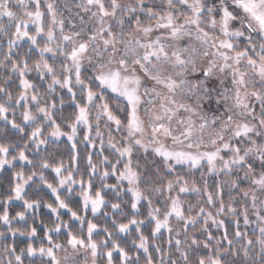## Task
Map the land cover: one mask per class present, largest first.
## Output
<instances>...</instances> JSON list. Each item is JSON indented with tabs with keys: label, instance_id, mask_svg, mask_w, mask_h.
<instances>
[{
	"label": "snow or ice",
	"instance_id": "obj_1",
	"mask_svg": "<svg viewBox=\"0 0 264 264\" xmlns=\"http://www.w3.org/2000/svg\"><path fill=\"white\" fill-rule=\"evenodd\" d=\"M75 7L88 14L87 20L77 13L79 29L66 31L65 18L58 12L55 0H0V43L6 41L0 67L11 64L5 83L0 84V120L5 122L0 132L8 125L20 134L25 133V127L31 128L23 145L0 143V168H14V161L21 165L19 171L12 173L11 195L2 201L0 221L13 235L19 232L30 241L36 236L35 227L20 231L12 228L11 219L25 220L26 211L40 207L39 200L25 199L27 187L36 184L37 177L56 201V207L44 206L57 220L58 209L70 214V221H60L54 228L44 227L47 246L41 243L37 248L29 242L17 254L16 248L8 244L0 251V264H24L25 254L29 258L38 256L40 264H88L87 260L77 261L82 252L90 256V264H97L98 256H105L107 264H113L114 253H118L120 264H140L141 255L144 264H240L235 258L241 254L243 264H264V0H78ZM67 27L76 29L77 25L68 19ZM41 39L45 40L43 46ZM25 40L29 42L28 50L21 55L18 49ZM33 50L39 59L30 65ZM59 57L64 59L57 68ZM33 71L41 81L50 78L43 95L27 78ZM11 73L19 78L20 91L15 98L7 88ZM56 86L71 97L74 111L66 119L68 132L56 119L57 104L51 98ZM45 95L50 102L42 103ZM64 103L61 98V108ZM20 108L22 123L9 120L8 113L15 116ZM102 121L108 131V147L117 157L110 165L111 173L105 170L101 179L115 177L116 184L104 187L113 190L118 200L122 194L130 196L133 218L118 224L117 231L128 233L130 225L136 226L140 235L138 243L132 242L137 250L134 257L112 238L113 233L107 228L103 229L108 233L106 239H94L97 225L91 220L87 221L86 238L75 234L71 221H78L82 227L85 217L61 199L59 190L67 187L71 193L72 186L79 184L83 210L90 206L93 215L107 202L99 190L95 197L91 195V179L85 186L83 179H75L73 171L63 175V163L52 166L41 156V146L67 136L72 142L71 163L75 168L78 130L83 126L82 143L94 147L98 138L102 148ZM45 127L51 128L47 136ZM113 128L122 134L119 140ZM30 143L35 146L39 161L26 154ZM17 148L16 155L10 157ZM141 149H150L161 159L166 170L163 176L159 175V168L149 172L147 168L140 170L139 161L133 165V154ZM107 160L103 157L100 163ZM37 163L40 171L25 176L24 167L35 168ZM87 163L91 176L97 172L91 154ZM205 164L207 173L217 176L215 193L208 190L206 179L203 188L195 179L189 183L182 174L167 179L178 165L200 170ZM45 169L56 174L55 186L45 177ZM221 174H235V178L221 181ZM124 181L126 188L121 187ZM245 183L248 187H241ZM225 186L227 204L223 199ZM163 193L168 195L161 219V208L153 206V195ZM186 193L198 197L203 194L205 204L215 207V214L199 204H189L185 209L180 195ZM12 200L23 201L25 211L10 219L8 204ZM141 202L147 204V220L154 222L152 250L148 237L141 233L145 221L135 218ZM111 208L113 215L122 211L121 203H112ZM224 215L231 217L234 225L232 238L226 220L220 218ZM170 218L177 221L175 227L170 225ZM241 218L245 228L253 226L255 240L248 231H241ZM212 226L217 231L223 229V234L215 236ZM62 230H67L66 241L59 243L52 233L59 235ZM162 230L169 234L167 247L156 244ZM4 235L0 233V237ZM235 241L243 243L237 248ZM29 264L35 261L30 260Z\"/></svg>",
	"mask_w": 264,
	"mask_h": 264
},
{
	"label": "trees",
	"instance_id": "obj_2",
	"mask_svg": "<svg viewBox=\"0 0 264 264\" xmlns=\"http://www.w3.org/2000/svg\"><path fill=\"white\" fill-rule=\"evenodd\" d=\"M27 44H22L21 47L18 49V51L23 55L28 50ZM6 49L5 43H1L0 45V59L3 58L2 53L3 50ZM14 59H18L19 57H13ZM39 59L38 54L33 50V52L30 54L29 57V64L31 65L35 60ZM11 67V64H8V68H2L0 67V84L5 83V77L9 75L8 69ZM12 80L7 84V88L10 92H12L13 97L15 98L19 91V78L16 73H11ZM28 79H30L33 83H35L39 89L41 94L43 95L45 93V90L47 88V84L43 83L41 80H39L38 75L35 71L31 72L27 76ZM79 93V89H75ZM59 93V94H57ZM51 98L55 99V102L57 104V115L56 119L57 122L61 124L62 130L64 132L70 131V129L67 128L66 119L70 116V114L74 111L73 107L71 106V97L66 91H59L58 87L56 88V93L51 94ZM63 98L65 101L63 107L60 106V99ZM44 102H50V99L47 95L44 96ZM23 109L20 108L17 110L15 116L12 115L11 112L8 113L9 120L15 119L17 123H22V117L20 115V112ZM32 110L35 111V106H32ZM61 116L64 117V119H61ZM5 127V122L3 120H0V128ZM45 136L50 133L51 128L45 127L43 129ZM31 132L30 127H25V133L20 134L15 129L11 128V125H8L6 130L4 132H0V143H9V144H16L18 146L23 145L24 141L28 139V133ZM84 135V129L83 127H80L78 130L77 137L75 139V142L77 144V151L76 155L78 157L76 162V167H72L71 163V157L73 155L72 148L69 146V144L65 140H61L60 142H55L53 144H48L45 146L43 150H41V156L44 159H47L48 162L52 166H57L61 163L64 164V167L67 171H73L75 173V179L77 181L83 179L85 181V186H87V182L89 179H91V189L90 193L93 197H95V193L97 190L101 191V194L103 195L105 201L107 202V206H104L102 211L98 215H93L90 211H84L82 202L80 199L74 194V192L69 193L68 191H62L59 193L61 196V199H64L69 207H71L74 211H77L78 214L85 217V222L83 226L81 227L80 223L77 221H71L72 223V230L77 235H82L84 238L87 237V221L91 220L93 223L97 225V233L94 235V239L101 240L106 239L108 233H105L103 231L104 228H107L109 232L113 233V239L117 240V242L120 244L121 247H124L128 252L130 256H135L137 254V250L133 247V241L139 242V235L136 233V230L134 228H130L129 232L126 235H121L117 231V225L120 223H128L130 219L133 218V212L131 209V203H130V196L128 195H121V198L118 200L115 196V193L113 190H110L108 188H105V184H116L117 181L114 176L109 175V177L105 180L101 179V173H103L105 170L109 171L111 173V167L110 165L112 163L116 162L117 154L111 150L109 147L103 146L102 148L100 146H96V150H92L86 143H82ZM43 138V137H42ZM30 150L26 153L29 155L30 159H35L39 161L40 157L35 156V146L30 143ZM18 151V148L13 150L10 153V157L12 155H16ZM89 154L92 156L93 163L97 164V172L95 174H91L90 176V169L87 163V159ZM103 157H108V160L105 163H100V161L103 159ZM146 161L140 162V170L141 167L145 165V168L149 172H151L155 168L160 169L159 175L163 176L165 174V170L163 169V165L160 162H152V164L145 163ZM136 166V165H135ZM21 165L20 164H14V168H6L3 169L0 172V214L4 211V204L2 201L6 199L9 195H11V187L13 184L12 181V173L13 171H19ZM123 167V164H120V168ZM32 171L39 172V166L37 163V166L35 168L31 166H25L24 167V173L25 176L31 174ZM176 174H182L185 176L186 171L183 169H176ZM45 177L47 178L49 183H52L54 186L56 185L57 178L55 173L51 169H45L44 170ZM175 176V174H174ZM173 175H168L167 179L174 178ZM192 176L194 179L199 183L204 182V180H207V183L210 187V190H216V182L214 179L208 177L205 175L203 178L201 177V174L199 172L192 173ZM186 177V176H185ZM36 179V184H40L38 177L34 178ZM36 184H31L26 189V195L25 199L28 200H39L40 201V207L39 211L34 214V216L31 218L30 216H27V224L26 225H19V224H12V228L20 229V231L27 232L32 227H35L37 229V235L39 238L44 237V227L47 226L48 228H53L56 223H59L60 221H70V214L68 212H60L59 213V220H55L53 216L48 214L45 209V204H52L53 207H56V201L55 199L45 190V188L42 187V184H40L39 188L36 187ZM246 184V183H245ZM245 184H242V187H247ZM247 185V184H246ZM232 195H236L235 192L232 193ZM112 203H121L122 211L117 212L115 215L112 214ZM24 208L22 206L18 205H12L8 204V213L10 219L13 217H16L17 212H23ZM105 213H108L109 215H105ZM148 217V211H147V204L141 203L139 206L138 213L135 214V218L137 220H144L145 225L141 228V233L148 237L149 240V246L150 250H152V228L153 225L151 223H146ZM14 220V219H11ZM113 220L116 221V224L113 223ZM228 228V234L229 237L232 238L235 228L232 223L226 224ZM241 231H248L249 237H251V233L249 230L245 228V226L240 225ZM213 234L217 237L221 236L223 234L224 230L217 229H210ZM0 233H4V236H7L3 241L8 245L11 244L16 248V252L20 253L21 248L26 249L27 244L29 242H32L35 247H39L41 243H44L45 246H47L46 242H37L34 239H22L18 236L14 237H8V234L10 232L8 229L4 228L2 225V222L0 221ZM19 233V232H18ZM166 238H164V235H162L160 238L156 239V244H160L162 246L167 247L166 245ZM226 244V242H224ZM243 243V241H235V246L239 248V245ZM111 246V242L109 241V247ZM103 251H107V249H104ZM155 255V253L153 252ZM206 254V253H205ZM236 260L239 262L242 261V254L240 257H236ZM113 264H120L119 257L116 256L113 260ZM140 264H144V257L141 255ZM242 264V263H240Z\"/></svg>",
	"mask_w": 264,
	"mask_h": 264
},
{
	"label": "rangeland",
	"instance_id": "obj_3",
	"mask_svg": "<svg viewBox=\"0 0 264 264\" xmlns=\"http://www.w3.org/2000/svg\"><path fill=\"white\" fill-rule=\"evenodd\" d=\"M55 2H56V4L58 5V12L61 13V14L63 15V17L65 18V21H66V31H69V30H78V29H79L80 24H79V18H78V16H77V13H79L81 16H84V19L87 20V15H88V14H85V13L81 12L80 9H78V8L75 7V4L78 2V0H55ZM149 3H151V0H149ZM66 4H67V7L65 6ZM48 19H49V18H46V20H45V23H46V24H47V22H48ZM68 19H71V20L75 21V23H76V25H77V28H76V29H69V28L67 27V21H68ZM5 22H6V21H5ZM13 30H14V28H13ZM31 30L34 31V28H32ZM57 35H58V33H57ZM4 43H5V45H6V41H4ZM44 43H45V40L41 39V40H40V45L43 46ZM20 44H21V45H22V44H27V45H29V42H27V41L25 40V41H21ZM0 45H1V43H0ZM46 56H49V54H46ZM63 59H64L63 57H59V58L56 60V62H55V66H56L57 68L59 67L60 62L63 61ZM49 62H50V63L53 62V61L51 60V58H49ZM36 74H37V73H36ZM84 75H90V72H85ZM42 82L47 84V82H50V78H48L47 81H42ZM57 87H58V90H59V91H66V90L60 89L59 86H56V88H57ZM29 95H31V93H29ZM32 106H34V105H32ZM94 111H95V110L93 109V112H94ZM81 127H83V126H81ZM101 129L104 131V141H105V143H104L103 146L108 147V143H107V141H108V131L104 129L103 121L101 122ZM113 132H114V135L116 136V139L119 140L122 134H121V133H116L115 130H114V128H113ZM92 135L95 136V129H94V128H93V131H92ZM61 140H65V141L69 144V146H71V144H72V142H69V141L67 140V136H62V137L60 138V140H59V141H56V142H60ZM94 143H95V146H94V147L89 146L92 150H96V146H100V147H101V145H100V141H99L98 138L94 141ZM167 143L170 144L171 141H168ZM44 148H45V146H41V150H43ZM110 149H111V148H110ZM111 150H113V149H111ZM113 151H114V150H113ZM114 152H115V151H114ZM225 155H226V154H225ZM132 159H133V165H134V166L136 165V162H137V161H139V165H140V162H142V161H146L145 163H148V164H152V162H155V161H156V162H160V163H162V162H161V159H160L159 157L154 156V154L151 152L150 149L148 150V152H144L142 149H141V150H137L136 152H134ZM14 164H20V163H19V161H14ZM122 164H123V162H122ZM6 168H9V166L5 165L3 168H0V172H1L3 169H6ZM144 169H145V165L141 167V170H142V171H143ZM176 169H183L184 171H186V174H185L186 177H185V178L189 180V183H191V181L194 179V177L192 176V173H193V172H194V173L199 172L200 174H201V172H203V173H205V175H207L208 177L214 179L215 182H216V180H217V176H216V174H214V173H213V174H208V173H207V165H206V164H205V166H204L202 169H200V170H190V169H188L186 166H180V165L176 166ZM257 170L259 171V166H258V165H257ZM165 171H166V170H165ZM67 172H68V171L65 170V171L63 172V175H67ZM174 174L176 175V173H173V174H171V175L174 176ZM241 174H242V173H241ZM55 175H56V174H55ZM233 178H235V174H234L232 177H227V176H224L223 174H221V175L219 176V180H221V181L230 180V179H233ZM169 179H173V178H169ZM195 181H196V180H195ZM165 182H166V181H165ZM196 183H197V185H198L199 187L203 188L204 182L202 183V185H201L200 182L198 183V182L196 181ZM143 186H144V185H142V187H143ZM245 186L248 187V185H246V184H245ZM28 187H29V186H28ZM28 187H27V188H28ZM42 187L45 188V190H46V191H47V192H48V193H49V194L55 199V197L52 195L51 191H50L46 186H44V185L42 184ZM72 187H73V191H72V192H74V194H75V195L80 199V201L82 202V198H81V196H80V192H81V187H80V185H79V184H75V185H73ZM121 187H122V188H126V187H127V182H126V181L122 182V183H121ZM241 187H242V185H241ZM245 188H246V187H245ZM65 190L68 191L67 187H65V188H63V189H60V190H59V193L62 192V191H65ZM208 190H209L210 192H212V193H215V192H216V190L211 191L209 185H208ZM68 192H69V191H68ZM175 194H176L175 192L172 193V195H175ZM258 194H259V193H258ZM167 195H168V193H163V195H160V194H154V195H153V206H154V207H160V208H161V213H160V218H161V219H163V210H164L165 207H166V197H167ZM180 199H181L182 201H184V208H185V209H187V207H188L189 204H191V205H198V204H199V205H204L208 211H212L213 214H215V207L208 206V205L205 204L206 197H205L203 194H201L199 197H198L196 194H194V193L181 194V195H180ZM223 199H224V201H225V204H227V203L229 202L228 190H227V187H226V186H225V191H224ZM141 203H146V202H141ZM9 204H12V205H18V206H22V207H23V201H20V200H12V201L9 202ZM82 206H83V205H82ZM218 206H219V205L217 204L216 207H218ZM103 207H104V206H103ZM103 207H102V208L100 209V211H99L98 213H96L95 215H98V214L102 211ZM23 208H24V207H23ZM44 209H45V211H46L48 214H50L51 216H53V217L55 218V220H57V219H56V216H54V215L51 213L50 209H48V208H46V207H44ZM24 211H25V209H24ZM38 211H39V208H38V209H35V208H34L33 210L26 211V212H25V220H20L18 217H16L14 220H11V225H12V224L26 225L27 222H28V220H27V216H30V217L32 218V217L34 216V214H35L36 212H38ZM87 211H90V212L92 213V211H91V207H90V206H89V208H88ZM147 211H148V207H147ZM194 211H195V210H194ZM194 211H193V214H194ZM60 212H67V210H66V209H58V214H59ZM137 213H138V212H137ZM92 214H93V213H92ZM186 214H187V213H186ZM220 218H221V219H225V220H226V224H227V223H232V222H231V217H229V216L224 215V216H221ZM1 222H2V221H1ZM76 222H77V221H76ZM201 222H202V221H201ZM146 223H151V224L153 225V227H154V222H149V221H147ZM176 224H177V221L175 220V218H170V225H172L173 227H175ZM2 225H3L4 228L8 229V226L5 225L3 222H2ZM144 225H145V223L141 226V228H142ZM240 225L244 226V225H243V220H242V218L240 219ZM197 227H199V225H197ZM53 228H54V227H53ZM130 228H134V229L136 230V226H134V225H130ZM211 229H216V228H215L214 226H212ZM246 229L249 230L250 233H251V237H250V238L253 239V240H255V235L253 234V226H252V225H249ZM221 230H223V229H221ZM66 231H67V230H62L61 233H60L59 235H57L56 233L53 232V233H52V235H53V239H54L55 241L59 242V243H64V242L66 241V235H65V232H66ZM189 231H191V229H189ZM162 232H163L164 238H166V240H167V239H168V236H169L168 232L165 231V230H162ZM136 233H137V231H136ZM120 234L123 236V235H126L127 233H120ZM137 234L139 235V233H137ZM173 234H174V233H173ZM14 236H18V237H20V238H22V239H29V237H28L27 235H20L18 232H17L15 235H13L12 233L8 234V237H11V238H12V237H14ZM160 237H161V236H158L157 238H160ZM5 238H7V236L0 237V251H2L3 247L7 245V244L3 241ZM181 238H182V237H181ZM32 239L36 240L37 242H42V241H44V242H46V244H47V241L44 240L43 238H39L37 234H36V236H35L34 238H32ZM213 243H214V242H213ZM224 244H225V243H224ZM225 246H226V244H225ZM239 247H240V245H239ZM69 251H71V250L69 249ZM141 251H142V250H141ZM17 254H19V253H17ZM63 254H64L63 251H61V252L59 253V255H60L61 257L63 256ZM116 256L119 257L118 253H114V255H113V260H114V258H115ZM2 259H3V257L0 256V260H2ZM30 260L35 261V264H40V259H39L38 256H37V257L29 258V257H27L26 254H25V257H24V264H29V261H30ZM84 260H87V261H88V264H90L91 258H90L89 255H87V254H85V253L82 252V253L77 257V261H78V262H82V261H84ZM240 263L243 264V260H242ZM97 264H107V258H106L105 256H98V257H97Z\"/></svg>",
	"mask_w": 264,
	"mask_h": 264
}]
</instances>
